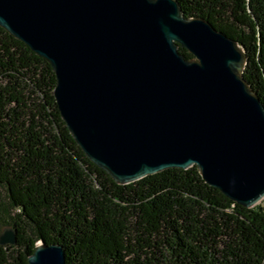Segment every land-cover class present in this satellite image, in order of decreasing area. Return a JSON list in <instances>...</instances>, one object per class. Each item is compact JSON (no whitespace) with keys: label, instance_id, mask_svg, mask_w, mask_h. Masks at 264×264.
Returning a JSON list of instances; mask_svg holds the SVG:
<instances>
[{"label":"water","instance_id":"1","mask_svg":"<svg viewBox=\"0 0 264 264\" xmlns=\"http://www.w3.org/2000/svg\"><path fill=\"white\" fill-rule=\"evenodd\" d=\"M0 28L51 66L69 134L116 184L196 167L239 206L264 199V107L243 51L176 0H0ZM27 262L64 264L63 248L38 241Z\"/></svg>","mask_w":264,"mask_h":264},{"label":"trees","instance_id":"2","mask_svg":"<svg viewBox=\"0 0 264 264\" xmlns=\"http://www.w3.org/2000/svg\"><path fill=\"white\" fill-rule=\"evenodd\" d=\"M176 1L239 45L264 107V0ZM55 84L51 66L0 28V186L17 212L0 264H28L38 241L61 246L64 264H264L263 207L230 201L196 167L116 184L69 134Z\"/></svg>","mask_w":264,"mask_h":264},{"label":"rangeland","instance_id":"3","mask_svg":"<svg viewBox=\"0 0 264 264\" xmlns=\"http://www.w3.org/2000/svg\"><path fill=\"white\" fill-rule=\"evenodd\" d=\"M259 206L264 208V199L259 203ZM16 215L17 212L10 204L6 189L0 186V235L7 231H12V225L17 221ZM28 234L32 235L30 229L28 230Z\"/></svg>","mask_w":264,"mask_h":264}]
</instances>
